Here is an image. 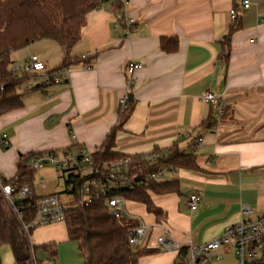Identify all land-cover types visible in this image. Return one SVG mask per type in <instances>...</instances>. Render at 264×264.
Here are the masks:
<instances>
[{
    "label": "crops",
    "instance_id": "1",
    "mask_svg": "<svg viewBox=\"0 0 264 264\" xmlns=\"http://www.w3.org/2000/svg\"><path fill=\"white\" fill-rule=\"evenodd\" d=\"M117 1L125 2L110 0L88 15L70 55L79 62L71 66L69 82L33 91L28 82L20 87L23 107L0 118V136L10 138L8 148L0 145V176L14 178L20 162L28 164L38 152L61 156L82 145L96 154L110 134L111 151L120 157L160 152L165 159L174 150L195 156L190 167L167 168L179 192L151 194L164 220L143 204H126L128 217L151 227L145 248L156 251L138 264H174L176 252L162 249L158 237H171L181 247L199 245L239 222L243 206L252 209V220L264 214V0H250L247 11L240 0H126L127 24L117 20ZM232 10L241 28L231 38L226 61L223 43L233 25ZM163 40L168 49L177 43L176 49L163 50ZM38 44L14 52L12 63H25L31 55L45 61L50 51L65 58L58 44ZM130 63L142 65L131 80ZM207 92L221 99L223 112L218 103L201 100ZM125 98V110L133 104L124 121ZM59 173L63 186L37 193L40 197L71 199L63 193L67 179ZM192 195L200 201L196 211L188 204ZM39 229L49 231L48 237L64 233L62 240H69L65 224ZM4 254L15 264L11 252ZM231 255L236 260L233 253L223 257ZM44 258L43 263L49 254L44 252Z\"/></svg>",
    "mask_w": 264,
    "mask_h": 264
},
{
    "label": "trees",
    "instance_id": "2",
    "mask_svg": "<svg viewBox=\"0 0 264 264\" xmlns=\"http://www.w3.org/2000/svg\"><path fill=\"white\" fill-rule=\"evenodd\" d=\"M110 0H0V118L20 110L23 107V93L19 92L30 77L16 76L10 72L11 55L30 45L49 40L64 50L65 58L56 69L71 67L78 60H72L73 48L81 41L87 26L88 15L101 9ZM121 1L115 3V13L123 10ZM237 12V11H236ZM241 28L239 14L233 20L224 46V59L230 56L232 36ZM168 41H162V48L172 52L177 43L168 49ZM85 61V60H84ZM81 62V60H80ZM36 89H31L33 91ZM128 102L122 119L125 121L132 112ZM110 134L103 148L94 155L96 162H108L121 158L111 151L114 137ZM195 156L180 155L172 151L160 164L150 171L159 168L190 167ZM36 171L30 168L26 160L20 162L17 173L10 180H3V185H15L20 189L28 187L29 194L16 205L26 225L34 223L37 214V203L40 196L34 186ZM66 180V184L68 185ZM179 192L175 181L161 184H150L132 192L123 193L127 200L145 205L148 213L158 220L165 219V213L155 206L151 194L164 195ZM142 223L137 219L125 216L117 219L111 216L104 200L95 202L88 208H75L67 213L66 230L70 242L77 244L78 252L84 264H138L145 256L156 251L143 248L135 251L129 243V232ZM30 237L23 231L0 189V264H4L5 252H11L15 264H31L32 251L44 250L51 258H56V244L36 247Z\"/></svg>",
    "mask_w": 264,
    "mask_h": 264
},
{
    "label": "built area",
    "instance_id": "3",
    "mask_svg": "<svg viewBox=\"0 0 264 264\" xmlns=\"http://www.w3.org/2000/svg\"><path fill=\"white\" fill-rule=\"evenodd\" d=\"M240 1L243 11L251 8L250 0ZM128 5V1L125 0L124 9L117 14L118 21L126 19L125 8ZM230 14L234 20L238 13L232 10ZM125 21L127 24L128 21ZM82 59L85 60L86 57ZM141 68L140 63L129 64L127 74L130 80ZM9 69L13 75L30 77L27 81L30 89H45L52 84L67 83L72 74L71 67L49 70L47 62L36 55H31L25 63H12ZM201 100L210 104L218 103L221 112L224 111L225 105L219 103L221 99L211 92L203 94ZM127 101L128 98L122 101V111L125 110ZM72 139L76 140V136L72 135ZM0 145L6 148L10 146V138L7 134L0 136ZM94 155L82 145L76 146L75 153L68 152L61 156L51 152H38L31 155L29 166L36 172L52 167L63 173L69 182L63 193L71 197L75 204L73 207H66L61 194L41 196L37 203L36 219L31 225L24 224L23 216L16 205L17 201L26 198L30 189L3 185V179L0 176L1 192L28 237L31 230L65 224L70 210L78 207L88 208L100 200L106 202L111 216L117 219L123 218L127 216L128 201L123 193L154 183L168 182V175L172 173L165 167L150 171L162 161L163 156L160 152L124 156L108 162H96ZM44 185L45 180L42 179L38 186L42 188ZM188 204L192 211H196L200 205L199 198L195 195L190 196ZM240 214L239 222L227 226L217 238L206 243L181 247L171 237L162 235L157 238V244L164 250L176 252L174 264H214L222 260L224 253H233L237 264H264V214L252 220L249 218L252 215V209L247 206L241 208ZM150 231L151 227L142 223L129 232V243L135 251L147 246ZM163 231L167 230L163 228ZM31 264H58V262L51 257L44 263L39 262L35 252L32 251Z\"/></svg>",
    "mask_w": 264,
    "mask_h": 264
},
{
    "label": "rangeland",
    "instance_id": "4",
    "mask_svg": "<svg viewBox=\"0 0 264 264\" xmlns=\"http://www.w3.org/2000/svg\"><path fill=\"white\" fill-rule=\"evenodd\" d=\"M49 40L41 41L38 45L39 47L49 48L48 43H51V45H57L55 42H48ZM45 61L49 63V65L52 68H57L62 63V56L60 51H50L48 54H46ZM56 66V67H54ZM45 180V187L39 188V182L41 180ZM60 184V187L63 186V179L61 178V175L59 172H57L52 167H47L39 172L35 173L34 176V186L36 188V191L38 194L43 195L52 192L53 190H56L57 185ZM59 187V188H60ZM58 188V189H59ZM63 197V194H62ZM64 204L66 207H73L74 201L67 197H63ZM69 201V202H68ZM54 232H59L60 228H54ZM49 231L37 229L36 232L34 231L31 236V242L34 246L39 247L42 245H45L49 242L56 241V261L58 264H84L82 257L80 256L77 248V244L74 242H70L69 240H62L64 233L61 236H50L48 237ZM56 239V240H55ZM58 240V241H57ZM42 252H39V251ZM44 250L39 249L36 252V257L39 262L45 261L44 259ZM47 253V252H45ZM4 264H12L7 260H4ZM214 264H237L235 258L231 255L228 257H223L222 260L219 262H215Z\"/></svg>",
    "mask_w": 264,
    "mask_h": 264
},
{
    "label": "water",
    "instance_id": "5",
    "mask_svg": "<svg viewBox=\"0 0 264 264\" xmlns=\"http://www.w3.org/2000/svg\"><path fill=\"white\" fill-rule=\"evenodd\" d=\"M133 100V97L132 96H130V101H132Z\"/></svg>",
    "mask_w": 264,
    "mask_h": 264
}]
</instances>
